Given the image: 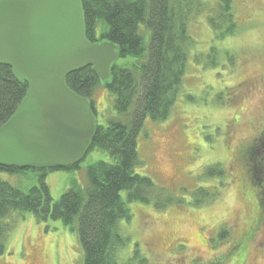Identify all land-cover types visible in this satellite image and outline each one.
Masks as SVG:
<instances>
[{
	"label": "rangeland",
	"instance_id": "1",
	"mask_svg": "<svg viewBox=\"0 0 264 264\" xmlns=\"http://www.w3.org/2000/svg\"><path fill=\"white\" fill-rule=\"evenodd\" d=\"M230 5L234 35L217 39L207 12L191 21L193 45L177 99L165 120L146 118L137 134L141 165L135 173L165 190L171 203L164 208L126 203L131 218L117 223L124 242L115 250L117 264H264V211L256 192L264 175L255 167L251 178L243 157L264 128V0H231ZM112 104L113 95L104 86L96 88L97 124L115 116ZM110 160L107 152L93 149L79 168L48 172L52 201L73 180L86 187V168ZM212 169L225 175L203 174ZM0 179L24 191L35 184L31 174L0 173ZM199 189L214 196L199 195ZM121 197L125 201L126 193ZM6 223L0 264H83L76 229L60 219L41 222L14 212Z\"/></svg>",
	"mask_w": 264,
	"mask_h": 264
},
{
	"label": "trees",
	"instance_id": "2",
	"mask_svg": "<svg viewBox=\"0 0 264 264\" xmlns=\"http://www.w3.org/2000/svg\"><path fill=\"white\" fill-rule=\"evenodd\" d=\"M230 4L231 0H218L214 6L204 0H81L86 39L92 44H115L119 48L117 62L121 59L122 63L115 62L111 67L108 85H102L89 66L66 75L65 86L89 101L94 116L96 88L104 86L113 95L115 116L105 125L95 122V133L86 152L99 149L107 152L111 160L88 166L87 186L73 180L57 202L52 201L45 183L48 172L56 168L0 167V173L31 174L35 182L24 191L0 179V256L6 251V221L15 212L31 214L41 222L60 219L76 229L83 264H117L115 250L124 243L117 233V223L131 218L126 203L154 202L158 208L171 203L165 190L135 173L141 165L135 146L137 134L146 118L165 120L177 99L193 45L188 28L191 21L207 12V22L217 39L234 35L236 23ZM13 77L8 66L0 65V127L14 114L27 91V83ZM263 146L264 128L243 154L251 178L255 167H259V176L264 175ZM77 168L79 163L62 169ZM203 174L225 175L224 171L214 173V169ZM256 188L257 203L263 212L264 179L258 181ZM122 192L126 193L125 201L121 199ZM198 194L208 199L214 196L204 189H199ZM224 234L220 236L223 238ZM231 255L232 252L227 255L228 259Z\"/></svg>",
	"mask_w": 264,
	"mask_h": 264
},
{
	"label": "water",
	"instance_id": "3",
	"mask_svg": "<svg viewBox=\"0 0 264 264\" xmlns=\"http://www.w3.org/2000/svg\"><path fill=\"white\" fill-rule=\"evenodd\" d=\"M81 11V0H0V65L27 83L19 107L0 127V167L62 169L86 156L95 116L65 77L90 66L108 85L119 48L90 43Z\"/></svg>",
	"mask_w": 264,
	"mask_h": 264
}]
</instances>
